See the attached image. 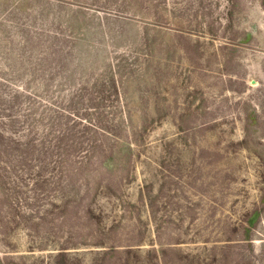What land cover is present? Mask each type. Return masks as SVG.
<instances>
[{"label": "rangeland", "instance_id": "1", "mask_svg": "<svg viewBox=\"0 0 264 264\" xmlns=\"http://www.w3.org/2000/svg\"><path fill=\"white\" fill-rule=\"evenodd\" d=\"M0 264H264V0H0Z\"/></svg>", "mask_w": 264, "mask_h": 264}]
</instances>
